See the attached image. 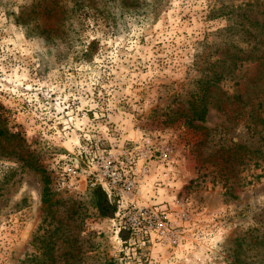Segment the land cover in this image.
<instances>
[{"label":"rangeland","instance_id":"1","mask_svg":"<svg viewBox=\"0 0 264 264\" xmlns=\"http://www.w3.org/2000/svg\"><path fill=\"white\" fill-rule=\"evenodd\" d=\"M0 264H264V0H0Z\"/></svg>","mask_w":264,"mask_h":264},{"label":"built area","instance_id":"2","mask_svg":"<svg viewBox=\"0 0 264 264\" xmlns=\"http://www.w3.org/2000/svg\"><path fill=\"white\" fill-rule=\"evenodd\" d=\"M96 172H86L77 165L76 160L61 163L54 176L55 190L58 192H80L87 188L105 185L111 189H118L119 193L130 191L134 183L127 177L121 164L110 157L101 158L95 162Z\"/></svg>","mask_w":264,"mask_h":264},{"label":"trees","instance_id":"3","mask_svg":"<svg viewBox=\"0 0 264 264\" xmlns=\"http://www.w3.org/2000/svg\"><path fill=\"white\" fill-rule=\"evenodd\" d=\"M205 110H201L200 113L198 114L197 117H195L196 119H203V114H204ZM194 118V117H193ZM96 193L98 194V198H97V204L98 207L102 213V215L104 216H111L114 214V212L116 211V206L112 205L108 202L107 198H106V194L101 190V189H96ZM47 193H46V188H44V194H43V203H46L48 201V199L46 198ZM120 238L122 239V241H127V239L129 238V232L128 231H121L120 232ZM68 241V239H66ZM40 243H43L42 240H40ZM48 244V242L46 243V245Z\"/></svg>","mask_w":264,"mask_h":264}]
</instances>
